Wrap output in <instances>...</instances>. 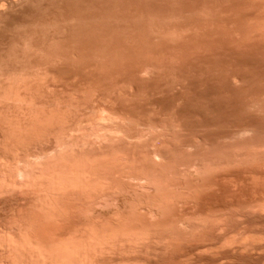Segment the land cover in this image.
<instances>
[{"label": "rangeland", "instance_id": "374dc122", "mask_svg": "<svg viewBox=\"0 0 264 264\" xmlns=\"http://www.w3.org/2000/svg\"><path fill=\"white\" fill-rule=\"evenodd\" d=\"M0 6V76L25 80L27 110L50 119L41 140L18 141L0 159V178L15 173L4 176L13 186L0 185V264H228L227 233L217 226L225 217L207 215L201 225L188 209L204 173L264 157V0ZM28 168L31 178L51 180L54 200L34 223L23 218L37 198L19 178ZM159 213L176 223L164 226ZM261 216L247 225L264 232ZM243 254L238 264L254 263Z\"/></svg>", "mask_w": 264, "mask_h": 264}, {"label": "bare ground", "instance_id": "6f19581e", "mask_svg": "<svg viewBox=\"0 0 264 264\" xmlns=\"http://www.w3.org/2000/svg\"><path fill=\"white\" fill-rule=\"evenodd\" d=\"M1 7V6H0ZM264 35V34H263ZM3 69V68H2ZM2 69H0V70H2ZM3 71V70H2ZM6 71H7V69H6ZM1 73H3V72H1ZM1 73H0V75H1ZM12 73V72H11ZM8 74H9V72H8ZM13 74V73H12ZM5 75V74H4ZM10 76V77H9ZM13 76H14V74H13ZM3 75L2 76H0V159H1V161H2V163H3V161H6L5 159H4V154H6L8 151L7 150H9L10 149V147H12V149H13V147H15V149H19L20 147H17V146H19V142H21V140L22 141H25V140H32L33 139V141H35V139H37V140H41L40 138H42V134H44V132H47L46 130L44 131V129L45 128H43V125H44V127L46 126V123L47 124H49V122H48V120H50V119H48V117H45V118H42L41 120L40 119H38V117H37V119L38 120H36V114H33V110H35V109H33V108H28L29 110H27V107L29 106V107H32L31 106V104H28V105H26V100H24V97H22V96H20V94H22V93H20V91L19 90H21V92H23V94H25V92L28 90L27 89V87H26V85H27V83L26 82H24L25 80H23L22 78H20V77H18V75H17V77L16 76H14V77H11V75L9 74L8 76L6 75V76H4L3 78ZM29 82V81H28ZM23 84V85H22ZM24 89V90H23ZM23 90V91H22ZM33 94V93H32ZM34 99V98H33ZM33 99H31L30 101L32 102L33 101ZM30 102V103H31ZM31 109H33L32 111H31ZM262 110H263V108H262ZM262 110H261V113H263L262 112ZM257 111V110H256ZM34 113H35V111H34ZM51 123V122H50ZM41 127V128H40ZM49 127H50V124H49ZM48 127V128H49ZM39 128V129H38ZM47 128V126H46V129H48ZM43 129V131H41ZM39 130H40V133L38 134V132H39ZM37 131V132H36ZM36 134H37V136H40V137H37L36 136ZM36 137V138H35ZM43 137H44V135H43ZM35 138V139H34ZM19 141V142H18ZM18 142V143H17ZM29 143H30V141H29ZM32 143V142H31ZM17 144V145H16ZM20 144H22V142L20 143ZM23 144H26L25 142L23 143ZM22 144V145H23ZM15 145V146H14ZM26 145H28V143L26 144ZM26 145H24V146H26ZM263 145V144H262ZM222 146V145H221ZM257 147V146H256ZM251 148H253V147H251ZM11 149V150H12ZM17 149V150H18ZM249 149V148H248ZM251 150H254V148L253 149H251ZM257 150V149H256ZM260 150H261V147H260ZM5 151H7V152H5ZM245 151H247V149H245ZM5 152V153H4ZM256 152V151H255ZM257 152L261 155V156H264V151L262 150V152L260 153V151H258L257 150ZM256 152V153H257ZM9 154H10V152H8ZM239 153V152H238ZM247 153V152H246ZM252 153V152H251ZM255 153V154H256ZM257 153V154H258ZM253 155V156H256V155ZM258 154V155H259ZM8 155V154H7ZM6 157H8V156H5V158ZM234 157V156H233ZM239 157V156H238ZM245 157V156H244ZM4 160H3V159ZM246 158V157H245ZM263 159H264V157H262ZM262 158L260 159V157H258L257 156V158L255 157V159L254 160H249V159H247L248 161L247 162H249V163H245L244 161V163L246 164L245 166H247V167H244V165L242 164V166H239L238 165V168L236 167H233V168H231L232 170H234V171H232L231 169V173H228L230 170H228L227 168V170L226 171H224V172H222V173H226L227 171V173L224 175V177H221V176H223V174L222 173H215V171H214V174H216L214 177H213V175L214 174H212V176H211V173L209 172L210 171V169H209V171H208V173H210V175L209 176H211V178L213 179H208V176H206L205 174L206 173H204L203 175L205 176V179L203 180V178H200V176H197V177H199L200 178V180H199V183L200 182H202L201 183V186L200 185H197L198 184V182H197V184H196V187H195V185H192L194 188H195V190H193V195L191 196L192 198H193V200H192V198H190L191 200V203H193L192 204V206L190 205V207L189 208H191L192 207V209H188V210H190V211H188V210H186L185 212L181 209V210H178V211H180L179 212V214H181V211H183L182 213H183V217H184V215L185 214H187V211L188 212H193V214H192V216H190V218H191V220H189L190 218L188 217V215L189 214H187V216L186 217H188L189 219H187V218H184L186 221L187 220H189V221H195V222H197L198 220V222H197V224H199L200 223V221H201V225H203V224H206L207 222H203V220L204 221H208V220H211V218L209 219V216H211V214H213V215H215V219H216V215H217V213H218V215H220V217L223 215V217H225V219H226V221H225V219H224V222H223V219H221V218H217V219H219L223 224H219V223H217L218 225L217 226H220V225H223V227L221 226V228H222V230H223V232L222 231H219V232H222V233H227V235H223L224 237H225V239H224V237H222L223 239H224V242L221 240V236H219V239H220V241H222L223 242V244L226 246V247H228V248H226L225 246H223V244H222V247H225V249L230 253V256H229V254H228V252L227 251H223V250H219V251H222V253H227L228 254V256L229 257H225V259L226 260H228V258L230 259V261L229 262H227L228 264H238L237 263V261L238 262H240V259L242 260L243 258H241L242 257V254L243 253H249L248 254V256H251V259H253L252 258V256L254 257V256H256L255 257V259H254V263L253 264H256V263H259V264H264V243L262 244V243H260L261 242V240L263 239L264 240V232L263 231H259V229H254V231H253V229L252 228H250L251 226H249V225H247V223H249V220H247V218L249 219L250 218V216L252 217V216H254V217H256V216H259V217H262L261 215H263L264 214V162H260L259 160H262ZM233 159V158H232ZM238 159V158H237ZM239 160V159H238ZM257 160H258V162H257ZM9 161V160H8ZM14 161H15V159H14ZM17 161H18V159H17ZM16 161V162H17ZM235 161V160H234ZM254 161V162H253ZM256 161V162H255ZM263 161V160H262ZM7 162V161H6ZM16 162H14V164L16 163ZM236 162V161H235ZM1 163V162H0ZM236 163H238L239 164V162L237 161ZM7 163H5V166H7L6 165ZM18 164V163H17ZM224 164V163H223ZM222 164V165H223ZM228 164V163H227ZM3 165V164H2ZM10 165V164H9ZM13 165V164H12ZM233 165V164H232ZM235 165V164H234ZM233 165V166H234ZM237 165V164H236ZM28 166L30 167V165L28 164ZM8 167V166H7ZM7 167H5V168H7ZM227 167V166H226ZM240 167V168H239ZM5 168H3L4 170H5ZM25 168H26V166H25ZM205 168V167H204ZM208 168V167H207ZM212 168V167H211ZM217 168H219V167H217ZM242 168V169H241ZM32 169V168H31ZM225 169V168H224ZM0 170H2L1 168H0ZM7 170V171H6ZM5 170V175L4 174H2V175H4L5 177L6 176H8V178H10L11 176L9 175L10 173L12 174V172H13V170L11 169V171H9V174H8V170H9V168L8 169H6ZM30 170V168H28V169H26V171L28 172ZM203 170V169H202ZM221 170V169H220ZM17 171V170H16ZM19 171V170H18ZM24 171V170H23ZM31 171V170H30ZM198 171V170H197ZM213 171V170H212ZM222 171V170H221ZM220 171V172H221ZM1 172V171H0ZM25 172V171H24ZM26 172V174H28V176L27 175H25L23 172V174L21 173V170H20V172H19V175H21L22 176V178L19 176V178H20V180L22 181L24 178L26 179V180H24V185H26L27 184V187L28 188H30V190H33L32 191V193L34 192V194H32L31 192H30V195H28V197L27 198H29L30 196H31V194L33 195V196H37V198H34V202L35 203H33V201L32 202H30L32 205H30V208L28 209V210H30V214H29V216H27V217H25V215H21L20 217H23V218H25L24 220H26V219H28V220H30L31 221V223H34V222H32V221H34V220H32V218L34 219L35 218V216H41L42 217V219L43 218H46V216H47V214H48V208H49V210L52 208L51 207V203H50V201L51 200H53V199H51V197H49V190H50V183H51V180H50V183L47 181L48 179H46V183H41V182H44L45 180H43V181H38L40 178H38V179H36V178H31V175H29V172L27 173ZM42 172V171H41ZM194 172H195V170H194ZM207 173V174H208ZM213 173V172H212ZM8 174V175H7ZM13 174H15L14 172H13ZM17 174H18V172H17ZM219 174V175H218ZM27 176V178L25 177V176ZM0 176H1V173H0ZM4 176H2L1 178H0V185H1V183H2V186L4 185V180H5V177ZM10 176V177H9ZM17 176V175H16ZM196 176V175H195ZM203 176V177H204ZM216 176H218L219 177V179H217L218 177H216ZM31 179H30V178ZM202 177V176H201ZM12 178V177H11ZM10 178V179H11ZM18 178V177H17ZM19 178H18V180H19ZM206 178L208 179V180H206ZM7 179V178H6ZM42 179V178H41ZM195 179V178H194ZM201 179H202V181H201ZM216 179V180H215ZM8 180V179H7ZM13 180V179H12ZM15 180V179H14ZM13 180V181H14ZM207 182H206V181ZM6 181V180H5ZM16 181V180H15ZM20 181V182H21ZM37 181H38V183H37ZM61 181H63V180H61ZM153 181V180H152ZM194 181V180H193ZM196 181H198V179L196 180ZM205 181V183H203ZM4 182V183H3ZM6 182H8V181H6ZM9 182H10V180H9ZM57 182H60L59 180H57ZM65 182V181H64ZM16 183H18V182H16ZM55 183V182H54ZM63 183V182H62ZM187 183V182H186ZM6 184V183H5ZM9 184H12V186H13V182L11 181V183H9ZM9 184H6L8 187H11V185H9ZM15 184V183H14ZM19 184V183H18ZM21 184V183H20ZM52 184V183H51ZM59 184V183H58ZM174 184L175 183H173V186H174ZM178 184V183H177ZM176 184V186H180V185H177ZM23 185V186H24ZM185 185H187V184H185ZM191 185V184H190ZM7 186H6V188H7ZM18 186H20V185H18ZM59 186V185H58ZM154 186V185H153ZM159 186V185H158ZM161 186V185H160ZM171 186V185H170ZM188 186V185H187ZM1 187V186H0ZM15 187V186H14ZM56 187V186H55ZM65 187V186H64ZM151 187V186H150ZM167 187V186H166ZM165 187V188H166ZM193 187H191L190 186V188H192V189H194ZM23 188V187H22ZM52 188V187H51ZM54 188V187H53ZM57 188V187H56ZM158 188V187H157ZM164 188V189H165ZM173 188H175V186L173 187ZM183 188H185V187H183ZM183 188L182 189H180V190H183ZM26 189V188H25ZM24 189V190H25ZM64 189V188H63ZM162 189V188H161ZM176 189V188H175ZM22 190V189H21ZM23 190V191H24ZM30 190H28V191H30ZM52 190V189H51ZM157 190V189H156ZM169 190H170V188H169ZM177 190V189H176ZM179 190V191H180ZM19 191V190H18ZM38 191V192H37ZM53 191V190H52ZM60 191H61V189H60ZM64 191V190H63ZM185 191H188V190H185ZM190 191H192V190H190ZM175 192V191H174ZM182 192V191H181ZM27 192H25V194H26ZM179 193V192H178ZM40 194V195H39ZM42 194V195H41ZM154 194H156V192L154 193ZM158 194V193H157ZM171 194L172 193H170V196H171ZM176 194V193H175ZM188 194V193H187ZM51 195H53L52 193H50V196ZM177 195V194H176ZM186 195V194H185ZM32 196V197H33ZM61 196V195H60ZM59 196V197H60ZM159 196V195H158ZM161 196H162V194H161ZM168 196H169V194H168ZM174 196V195H173ZM183 196V195H182ZM31 197V198H32ZM157 197V196H156ZM160 197V196H159ZM163 197V196H162ZM172 197V196H171ZM185 197H187V196H183V199H185ZM53 198V197H52ZM179 198V197H178ZM33 199V198H32ZM51 199V200H50ZM58 199V198H57ZM154 199H156V198H154ZM153 199V200H154ZM163 199V198H162ZM176 199V198H175ZM180 199V198H179ZM30 200V199H29ZM165 200V199H164ZM166 200H168L167 198H166ZM165 200V201H166ZM186 200H188L189 201V198L188 199H186ZM31 201V200H30ZM54 201V200H53ZM155 201V200H154ZM165 201H162V202H165ZM169 201V200H168ZM29 202V201H28ZM161 201H160V204L162 203ZM178 202V201H177ZM176 202V203H177ZM183 202V201H182ZM185 202V201H184ZM36 203L41 207V205H42V208L40 209L39 208V206H38V208L40 209H38L37 207H34V205L35 206H37L36 205ZM167 203V202H166ZM169 203V202H168ZM167 203V204H168ZM186 204H188L187 202H185ZM185 203H184V205H185ZM29 204V203H28ZM28 204H26V205H28ZM174 204V203H173ZM178 204V203H177ZM176 204V205H177ZM182 204V203H181ZM180 204V205H181ZM50 205V206H49ZM156 205V204H155ZM170 205V204H169ZM169 205L167 206V207H169ZM183 205V206H184ZM43 206H44V209L45 210H42L43 209ZM157 206V205H156ZM162 206V205H161ZM166 206V205H165ZM178 206V205H177ZM187 206H189V204L187 205ZM48 207V208H47ZM51 207V208H50ZM155 207V206H154ZM173 207H174V205H173ZM165 208V207H164ZM163 208V209H164ZM179 208H183V207H179ZM185 208V207H184ZM26 209H27V206H26ZM25 209V210H26ZM159 210H161V209H158V211ZM193 210V211H192ZM154 211V210H153ZM156 211H157V208H156ZM157 211V212H158ZM164 211V210H163ZM171 210H169V212H170ZM172 211L173 212H175L174 210H173V208H172ZM171 211V213L173 214V212ZM178 211H177V213H178ZM50 212V211H49ZM160 212V211H159ZM162 212V211H161ZM168 212V211H167ZM167 212H165V213H167ZM25 213V212H24ZM27 213V212H26ZM22 214V213H21ZM28 214V213H27ZM51 213H49V215H50ZM157 214V213H156ZM160 215H159V219H160V216H161V218L163 219H165V217H166V215L164 214H162V213H159ZM162 214V215H161ZM48 215V216H49ZM167 215H169L168 213H167ZM190 215H191V213H190ZM208 215V220H207V218H206V216ZM217 215V216H218ZM19 216V215H18ZM32 216H34V217H32ZM156 216H158V215H156ZM155 216V217H156ZM163 216H165V217H163ZM171 216V215H170ZM169 216V217H170ZM174 216V215H173ZM175 216H177V215H175ZM181 216H182V214H181ZM40 217V218H41ZM151 217V216H150ZM154 217V218H155ZM169 217H166V220H165V222L163 223L162 221H161V219H160V221H159V223H163V225L164 224H166V225H164V226H173L174 225V223H176V222H172V221H170V219L171 220H173L174 221V219H172L173 217H170V219L169 220H167ZM179 217H180V215H179ZM178 217V218H179ZM30 218V219H29ZM39 218V217H38ZM177 217H175V219H176ZM193 218V219H192ZM204 218H206V219H204ZM213 218V219H214ZM18 219V218H17ZM20 219V218H19ZM47 219V218H46ZM153 219V218H152ZM157 219V218H156ZM158 219V220H159ZM184 219H182V220H184ZM195 219V220H194ZM38 220V219H37ZM158 220H155V222H153V225L154 226H157V224H159L157 221ZM262 220V219H261ZM35 221H36V218H35ZM168 221H170V223L168 224ZM188 221V222H189ZM187 222V223H188ZM190 222V223H191ZM203 222V223H202ZM227 222V223H226ZM255 222V221H254ZM253 222V223H254ZM21 223H22V221H21ZM178 223H179V221H178ZM225 223L227 224V226L225 225ZM257 223H259V221L257 222ZM28 224V223H27ZM30 224V223H29ZM168 224V225H167ZM171 224V225H170ZM173 224V225H172ZM180 224V223H179ZM178 224V225H179ZM196 224V223H195ZM208 224V223H207ZM210 224H212L211 223V221H210ZM255 224H256V222H255ZM24 225V224H23ZM201 225L200 226H198V227H201ZM225 225V226H224ZM253 225V224H252ZM258 225V224H257ZM260 225V224H259ZM24 226H27V225H24ZM30 226H32V224H30ZM208 225H206V227H207ZM247 226H249V228L247 227ZM256 226V225H255ZM255 226H252V227H255ZM261 226V225H260ZM259 226V227H260ZM262 226H264L263 224H262ZM160 227V229H163V227L160 225L159 226ZM159 227H155V228H158L159 229ZM227 229H225V228ZM259 227H257V228H259ZM197 228V227H196ZM202 228H203V226H202ZM205 228V227H204ZM218 228V227H217ZM220 228V227H219ZM218 228V229H219ZM226 230V232H224L225 230ZM26 229V228H25ZM24 229V230H25ZM28 229V228H27ZM168 229H170V228H168ZM218 229H217V231H218ZM252 229V230H251ZM261 229H262V227H261ZM155 231L157 230V229H154ZM203 230V229H202ZM221 230V229H220ZM3 231V230H2ZM18 231V230H17ZM153 231V230H152ZM162 231H164V229L162 230ZM172 231V230H171ZM154 232V231H153ZM201 232H203V231H201ZM201 232L199 231V233L201 234ZM219 232H217V233H219ZM263 232V233H262ZM3 233V232H2ZM13 233V232H12ZM169 233V232H168ZM193 234H195L194 232H193ZM204 234V233H203ZM202 234V235H203ZM220 234V233H219ZM219 234H217V235H219ZM220 235H222V234H220ZM152 236V235H151ZM194 236V235H193ZM199 235H197V237H198ZM206 236V235H205ZM202 238L204 237V236H201ZM206 237H208V239H209V236H206ZM206 237H204V238H206ZM194 238H196V236L195 237H193V239ZM217 238V237H216ZM216 238H215V240H216ZM212 239H214V238H212ZM212 239H210V240H212ZM178 240V239H177ZM199 240H201L200 238H199ZM210 240H208V241H210ZM214 240V241H215ZM220 241H218L219 243H220ZM169 242V241H168ZM174 242V240L172 241V243ZM195 242V241H194ZM197 242V241H196ZM202 242H203V240H202ZM201 243V242H200ZM204 243V242H203ZM206 243H207V241H206ZM174 244H175V242H174ZM179 244V243H178ZM196 244V243H195ZM197 244H199V242L197 243ZM196 244V245H197ZM210 244V243H209ZM209 244H207V245H209ZM213 244H215L214 242H213ZM218 244V243H217ZM168 245H170V244H168ZM172 245V244H171ZM200 245V244H199ZM198 245V246H199ZM202 245V244H201ZM200 245V247H202L203 248V246H201ZM205 245V244H204ZM207 245H206V247H207ZM213 246V245H212ZM206 247H205V249H206ZM209 247V246H208ZM218 247V246H217ZM172 248V247H171ZM192 248V247H191ZM196 248V247H195ZM201 248V249H202ZM213 248H215V247H213ZM220 249H222L221 247H219ZM174 249H175V247H174ZM194 249V248H193ZM193 249H191V250H193ZM172 250H173V248H172ZM197 250V249H196ZM230 250V251H229ZM244 250V251H243ZM260 250V251H259ZM171 251V250H170ZM235 251H236V254H235ZM241 252V251H243V253L241 254L240 253V255H239V253H238V255L240 256V257H238V255H237V252ZM171 252H173V251H171ZM258 253V254H256V253ZM261 252H262V254H261ZM247 253H246V255L245 254H243V257H245V256H247ZM223 256V255H222ZM224 256H226V254H224ZM223 256V257H224ZM236 256H237V258H238V260H237V258H236ZM247 256V258L246 259H250V257H248ZM245 259V258H244ZM256 260V261H255ZM245 261V260H244ZM252 261V260H251ZM263 261V262H262ZM247 262V261H246ZM253 262V261H252ZM256 262V263H255ZM262 262V263H261ZM223 264H226V262L225 263H223ZM240 264V263H239ZM245 264V263H244ZM251 264V263H250Z\"/></svg>", "mask_w": 264, "mask_h": 264}]
</instances>
